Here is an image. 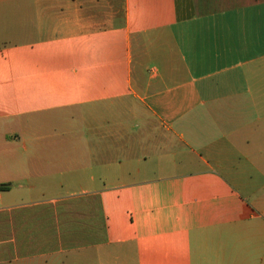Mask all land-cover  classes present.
<instances>
[{"label":"crops","instance_id":"crops-1","mask_svg":"<svg viewBox=\"0 0 264 264\" xmlns=\"http://www.w3.org/2000/svg\"><path fill=\"white\" fill-rule=\"evenodd\" d=\"M3 32L0 264H264V0H0Z\"/></svg>","mask_w":264,"mask_h":264},{"label":"rangeland","instance_id":"rangeland-1","mask_svg":"<svg viewBox=\"0 0 264 264\" xmlns=\"http://www.w3.org/2000/svg\"><path fill=\"white\" fill-rule=\"evenodd\" d=\"M0 37V72L24 73V50L9 49L13 42L11 34L3 32Z\"/></svg>","mask_w":264,"mask_h":264},{"label":"trees","instance_id":"trees-1","mask_svg":"<svg viewBox=\"0 0 264 264\" xmlns=\"http://www.w3.org/2000/svg\"><path fill=\"white\" fill-rule=\"evenodd\" d=\"M7 185H0V190L6 189Z\"/></svg>","mask_w":264,"mask_h":264}]
</instances>
